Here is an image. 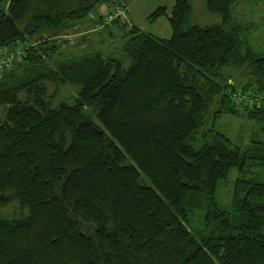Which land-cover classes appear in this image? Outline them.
I'll use <instances>...</instances> for the list:
<instances>
[{
  "label": "trees",
  "instance_id": "obj_1",
  "mask_svg": "<svg viewBox=\"0 0 264 264\" xmlns=\"http://www.w3.org/2000/svg\"><path fill=\"white\" fill-rule=\"evenodd\" d=\"M243 1L262 0H206L222 22L200 25L175 0L148 16L170 37L116 18L115 50L64 53L46 33L125 1L0 0V51L22 52L0 70V207L27 210L0 217V264H264V140L217 128L230 115L264 134V45ZM65 85L73 104L55 102Z\"/></svg>",
  "mask_w": 264,
  "mask_h": 264
},
{
  "label": "rangeland",
  "instance_id": "obj_2",
  "mask_svg": "<svg viewBox=\"0 0 264 264\" xmlns=\"http://www.w3.org/2000/svg\"><path fill=\"white\" fill-rule=\"evenodd\" d=\"M126 3L124 5L127 8L125 20L128 23V12H130L135 25L144 32L156 34L163 38L171 36V24L167 16H161L155 21H150L148 16L158 7H166L167 12L170 13L175 0H126ZM191 3L192 11L189 18L191 23L212 25L222 22L221 16L207 9L206 0H191ZM93 14H95L94 17L97 16V12H93ZM235 15L242 20L248 19L258 26L254 36L257 42L264 45V0L258 3L254 1L240 2L236 7ZM90 17L88 15L86 18L76 22L75 28L46 33V35H55L54 39L59 43L60 51L64 53H89L96 50L108 53L121 45L122 35H124L121 27L109 22L104 26H96L93 23V18ZM74 91L75 88L69 85L59 88L55 102L64 100L69 104H73L75 100ZM217 128L227 134L233 142L243 145V147L253 139L264 140V134L259 131L256 124L242 117L223 115L218 121ZM256 173L258 174V171H255L254 174ZM235 177L236 172L232 174L228 182L221 184L219 203L223 207L230 205ZM26 213L27 210L21 208L17 201L0 207V217L7 219L20 218ZM95 224V222L83 220L81 230L89 234L95 228Z\"/></svg>",
  "mask_w": 264,
  "mask_h": 264
},
{
  "label": "built area",
  "instance_id": "obj_3",
  "mask_svg": "<svg viewBox=\"0 0 264 264\" xmlns=\"http://www.w3.org/2000/svg\"><path fill=\"white\" fill-rule=\"evenodd\" d=\"M98 14L102 15L106 22H112L116 18L125 20L127 15V8L124 5H119L110 9L103 7L101 10H99ZM21 55L22 52L20 51V49L14 52L0 51V70L5 65H10L13 60L20 59Z\"/></svg>",
  "mask_w": 264,
  "mask_h": 264
},
{
  "label": "crops",
  "instance_id": "obj_4",
  "mask_svg": "<svg viewBox=\"0 0 264 264\" xmlns=\"http://www.w3.org/2000/svg\"><path fill=\"white\" fill-rule=\"evenodd\" d=\"M125 1V3H126V0H124ZM127 4V3H126ZM94 12V11H93ZM93 12L91 13V14H89L91 17L90 18H94V15L95 14H93ZM98 12V11H97ZM128 17H129V26H131V25H135V23H134V20H133V17H132V15H131V13L130 12H128ZM93 20V19H92ZM76 22H78V21H76ZM76 22H74V23H71V27H68V28H66L67 30L68 29H71V28H75V23ZM93 23L96 25V26H104V25H102V24H100V23H98V22H96V21H93ZM120 27V26H119ZM65 29V30H66ZM141 29V28H140ZM121 30L123 31V29H122V27H121ZM143 31V30H142ZM124 32V31H123ZM156 35V34H155ZM158 36V35H157ZM160 37V36H159ZM163 38V37H162Z\"/></svg>",
  "mask_w": 264,
  "mask_h": 264
}]
</instances>
